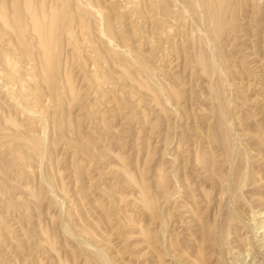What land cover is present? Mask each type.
<instances>
[{"label": "rangeland", "instance_id": "1", "mask_svg": "<svg viewBox=\"0 0 264 264\" xmlns=\"http://www.w3.org/2000/svg\"><path fill=\"white\" fill-rule=\"evenodd\" d=\"M263 219L264 0H0V264H264Z\"/></svg>", "mask_w": 264, "mask_h": 264}, {"label": "bare ground", "instance_id": "2", "mask_svg": "<svg viewBox=\"0 0 264 264\" xmlns=\"http://www.w3.org/2000/svg\"><path fill=\"white\" fill-rule=\"evenodd\" d=\"M174 8V7H173ZM200 19V18H199ZM172 21V20H171ZM199 22V21H198ZM197 23V22H196ZM153 40V39H152ZM153 43V42H152ZM215 55L214 54H212L211 55V75H212V78L215 80V76H216V73L217 72H219V70H220V66H219V64H218V60L216 59V58H218V57H215ZM229 89L230 88H228V89H226L225 91H223V95H222V99H223V101H224V103H225V106L227 107V110H228V112H227V115L225 116V117H227V118H229L230 119V111H231V113H232V108L230 109V107L232 106V105H234V103H236V97L229 91ZM211 90V89H210ZM215 100V99H214ZM239 105V104H238ZM237 106V105H236ZM242 106V105H241ZM218 108V107H217ZM229 109H230V111H229ZM26 112V111H25ZM232 115V114H231ZM231 118H232V116H231ZM230 121V120H229ZM231 121H233V118L231 119ZM233 124V123H232ZM230 125V124H229ZM229 125L227 126V127H229ZM231 126H233V125H231ZM231 126H230V130H231ZM232 145V144H231ZM232 147V146H231ZM229 148V151H232L233 150V147L232 148ZM231 160V159H230ZM231 164H232V162H231ZM230 180H231V178H230ZM229 180V181H230ZM241 184V183H240ZM230 200V199H229ZM227 202V201H226ZM229 205V204H228ZM229 207V206H228ZM228 207H226L225 206V208H224V204H223V207L222 208H224V214L223 213H221V214H223V215H221V216H223V218L225 219L226 218V220H227V218H229V216H230V214H229V212H227V208ZM221 212V211H220ZM260 213H262V211H260L259 212V214ZM262 221H264V219L262 220ZM259 227V226H258ZM215 230V229H214ZM257 230V229H256ZM217 235H218V232L215 230V232H214V238H213V248H216V249H218L219 248V237H217ZM211 244V243H210ZM100 259H102V258H100ZM106 259V258H105ZM103 260V259H102ZM104 262V261H103ZM106 262V261H105ZM104 262V264H106ZM102 263V262H101Z\"/></svg>", "mask_w": 264, "mask_h": 264}]
</instances>
